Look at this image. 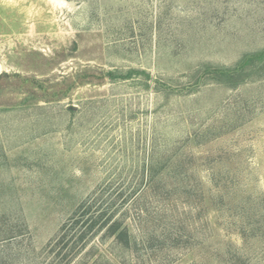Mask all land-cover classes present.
Returning <instances> with one entry per match:
<instances>
[{"label":"rangeland","instance_id":"rangeland-1","mask_svg":"<svg viewBox=\"0 0 264 264\" xmlns=\"http://www.w3.org/2000/svg\"><path fill=\"white\" fill-rule=\"evenodd\" d=\"M96 191L164 247L71 256ZM66 263L264 264V0H0V264Z\"/></svg>","mask_w":264,"mask_h":264},{"label":"trees","instance_id":"trees-1","mask_svg":"<svg viewBox=\"0 0 264 264\" xmlns=\"http://www.w3.org/2000/svg\"><path fill=\"white\" fill-rule=\"evenodd\" d=\"M255 56L245 59L238 69L230 70L227 72H216L221 76L228 77V80L234 79V76H239L242 74L243 66L249 63V60H253ZM250 61V62H251ZM133 73H138L136 71L129 72L126 75L120 76L123 79H128ZM230 79V80H231ZM238 81V80H237ZM236 82V81H235ZM159 174L160 171L154 170L153 167H150L149 177H148V191L156 192L160 190L159 184ZM154 192V193H155ZM98 195V196H97ZM121 194L118 198L109 202L108 200H103L101 194L98 191L94 192L86 201H84L74 212L73 216L68 220L62 230L70 225L71 231L73 230V236L76 240L73 241V246L70 248L71 256H74L81 252L83 249L87 248L92 240H94L98 235H101V240L105 243L108 240H111V246L113 248L119 249L126 254H131L132 256L138 257L139 259L143 258V250L155 252L164 247L166 239L160 237L157 233L154 235L145 236V240L139 242L137 237L130 230V226L127 224V213L124 211L120 216H116L118 212L125 207V204L131 199L130 197L126 198L119 204L118 200L122 198ZM135 204L139 200H133ZM136 201V202H135ZM130 202V201H129ZM99 205V206H98ZM179 231H177L178 233ZM183 235L176 234L175 238L170 239L172 244L178 246L182 242ZM65 236L58 241V244L64 242ZM169 240V241H170ZM80 250L76 252V249L80 247ZM98 245L92 246V248H97ZM69 256V257H71ZM92 253L88 255L89 259L91 258ZM73 258V257H71ZM241 262V258L236 259ZM70 262V261H69ZM68 262V263H69ZM66 263V264H68ZM246 264V263H245Z\"/></svg>","mask_w":264,"mask_h":264}]
</instances>
